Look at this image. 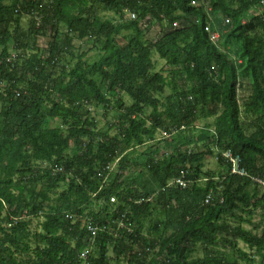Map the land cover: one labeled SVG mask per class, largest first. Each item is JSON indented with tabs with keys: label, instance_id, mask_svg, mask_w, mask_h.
Instances as JSON below:
<instances>
[{
	"label": "trees",
	"instance_id": "16d2710c",
	"mask_svg": "<svg viewBox=\"0 0 264 264\" xmlns=\"http://www.w3.org/2000/svg\"><path fill=\"white\" fill-rule=\"evenodd\" d=\"M0 82V264H264V0H0Z\"/></svg>",
	"mask_w": 264,
	"mask_h": 264
},
{
	"label": "rangeland",
	"instance_id": "374dc122",
	"mask_svg": "<svg viewBox=\"0 0 264 264\" xmlns=\"http://www.w3.org/2000/svg\"><path fill=\"white\" fill-rule=\"evenodd\" d=\"M100 15L102 16V18L104 19H109L113 22H119L121 21V17L113 12H100ZM129 17L131 19L132 16H129L128 14H126L124 16L125 19H129ZM29 18L25 17L22 19L21 22V27L22 29L26 30L28 29V22H29ZM160 27L158 25H155L152 30L147 34V39L150 41H155L156 39H158L160 37ZM50 34L51 33H47V36H43V37H39L38 40V45L40 47L46 48L48 45V42L50 41ZM81 52H86L87 56L86 58H84L87 62L92 63L94 61H96L101 53L100 50V45L94 43V41L92 39H86L83 41H75V54L81 53ZM13 55H15V51L12 50ZM153 60L155 62V71H163V74L165 76H168L169 71L172 69L170 66H168L165 61L161 60L158 55L155 53L153 55ZM169 91L166 90L165 95H168ZM124 100L126 103H130V99L127 96H124ZM93 116L95 117V120L97 121V125L98 128L101 132H105L110 123L113 120V113L109 112L108 114L105 113L104 109L98 107V108H91L90 109ZM151 113V110H147V115H149ZM213 122V118H209V119H201L198 122V127L202 128L205 126V124H210V126L212 125ZM115 133V131H110L109 135H113ZM163 137V134L161 132H158L156 134V140L154 142H151L150 144H148L149 146L154 145V148H159L161 151L163 152H167L168 151V147L166 146V144L162 143L161 141H159L161 138ZM147 145V146H148ZM147 146H142L139 147L137 149L138 153L140 152H144L147 148ZM217 168V163H216V158H211L209 160L206 161L205 164V169H209V170H215ZM131 178H136V180L138 181H145L147 174L145 173V171L141 170V168H133L130 171V175ZM43 221V217L39 216V217H35L32 219V224H31V230L32 232H36V231H40V223ZM254 222L258 223L259 222V216H256L254 218ZM247 228H251V226L246 225ZM240 247L244 248L246 251H248V249L246 248V246H244L242 243H240ZM110 256L112 259L115 258V254L110 251ZM112 264H117V262H113Z\"/></svg>",
	"mask_w": 264,
	"mask_h": 264
},
{
	"label": "built area",
	"instance_id": "2783aa9c",
	"mask_svg": "<svg viewBox=\"0 0 264 264\" xmlns=\"http://www.w3.org/2000/svg\"><path fill=\"white\" fill-rule=\"evenodd\" d=\"M35 17L38 20L37 27H39L42 16H40L38 13H35ZM132 18H134V15H132ZM210 39H211V41L215 42L218 39V34H216V33L211 34ZM4 87H5L4 84L0 82V93L4 91ZM223 156L226 159H228V161L231 163V165H232L231 171L233 174H240V175L245 174V172L240 168V159L238 157L232 156L229 152L224 153ZM113 167L114 166L109 167L110 170H112ZM53 171L54 172H63V167L55 165L53 167ZM170 184L171 185H174V184L179 185L180 187H186L188 182L186 180H184L183 177H180V178H177V179L171 181ZM209 199H210V196H207V198L205 199V203H209ZM110 200H111V202H115V198H113V197ZM67 217L69 219L74 218L73 215H69V214H67ZM115 224L117 226V228L114 231L115 234L117 233V231L119 229H122V228L128 230L129 232H133L132 223L129 222L128 220H125L124 218L119 219ZM87 229L91 233L93 240L97 237L98 232L102 230L98 225H93L92 223L87 224ZM79 258L81 260V264H91V262H90V249H86V250L82 251L79 255Z\"/></svg>",
	"mask_w": 264,
	"mask_h": 264
}]
</instances>
